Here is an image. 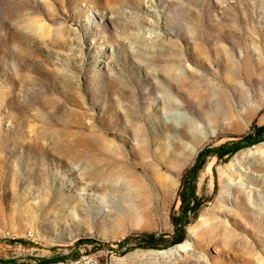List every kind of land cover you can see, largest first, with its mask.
Listing matches in <instances>:
<instances>
[{
    "label": "rangeland",
    "instance_id": "1",
    "mask_svg": "<svg viewBox=\"0 0 264 264\" xmlns=\"http://www.w3.org/2000/svg\"><path fill=\"white\" fill-rule=\"evenodd\" d=\"M262 113L264 0H0V264H264Z\"/></svg>",
    "mask_w": 264,
    "mask_h": 264
},
{
    "label": "trees",
    "instance_id": "2",
    "mask_svg": "<svg viewBox=\"0 0 264 264\" xmlns=\"http://www.w3.org/2000/svg\"><path fill=\"white\" fill-rule=\"evenodd\" d=\"M262 141H264V125L258 126L256 124L252 126L249 133L240 137L237 140L225 142L215 147H206L205 149L199 152L196 161L185 172L182 179L181 188L179 192V199L181 201L180 208L182 209L183 215L172 217L176 229L171 245L182 243L185 240L186 225L190 222L189 214H192L193 217H196L202 205L201 199L198 197L196 192V178L198 176L199 170L203 167L206 157L208 155H213L217 156L218 159L226 160L230 156L237 153L239 150L253 146ZM126 241L127 240L120 241L119 246H124ZM144 241L145 243L141 244L143 247H158V239L152 233H145ZM58 258L59 257L40 258L36 262V264H48L51 262H56L58 261ZM8 263L18 264L15 260H10Z\"/></svg>",
    "mask_w": 264,
    "mask_h": 264
},
{
    "label": "crops",
    "instance_id": "3",
    "mask_svg": "<svg viewBox=\"0 0 264 264\" xmlns=\"http://www.w3.org/2000/svg\"><path fill=\"white\" fill-rule=\"evenodd\" d=\"M257 125L258 126H263L264 125V113H262L260 115V117L258 118Z\"/></svg>",
    "mask_w": 264,
    "mask_h": 264
},
{
    "label": "bare ground",
    "instance_id": "4",
    "mask_svg": "<svg viewBox=\"0 0 264 264\" xmlns=\"http://www.w3.org/2000/svg\"><path fill=\"white\" fill-rule=\"evenodd\" d=\"M195 124H197V123H195ZM186 245H187V243H184V244L182 243L180 246L183 247V248H185Z\"/></svg>",
    "mask_w": 264,
    "mask_h": 264
}]
</instances>
